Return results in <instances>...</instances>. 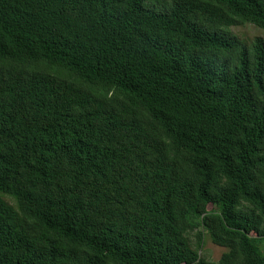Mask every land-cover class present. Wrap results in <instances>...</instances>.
Masks as SVG:
<instances>
[{
	"label": "trees",
	"instance_id": "obj_1",
	"mask_svg": "<svg viewBox=\"0 0 264 264\" xmlns=\"http://www.w3.org/2000/svg\"><path fill=\"white\" fill-rule=\"evenodd\" d=\"M245 24L264 0H0V264H264Z\"/></svg>",
	"mask_w": 264,
	"mask_h": 264
},
{
	"label": "rangeland",
	"instance_id": "obj_2",
	"mask_svg": "<svg viewBox=\"0 0 264 264\" xmlns=\"http://www.w3.org/2000/svg\"><path fill=\"white\" fill-rule=\"evenodd\" d=\"M232 30L242 40L247 41V43H251L256 37L264 39V29L254 24L234 26ZM194 241H196L195 238ZM226 250L225 247L215 244L209 236H206L205 243L200 253L209 260L217 261L222 257Z\"/></svg>",
	"mask_w": 264,
	"mask_h": 264
},
{
	"label": "bare ground",
	"instance_id": "obj_3",
	"mask_svg": "<svg viewBox=\"0 0 264 264\" xmlns=\"http://www.w3.org/2000/svg\"><path fill=\"white\" fill-rule=\"evenodd\" d=\"M83 6V5H82ZM214 6V5H213ZM213 8V7H212ZM82 9V8H81ZM57 10H59L60 11V9H57ZM212 10V9H211ZM52 11V10H51ZM77 11V10H76ZM218 12V11H217ZM214 13V12H213ZM63 14V13H62ZM59 15V14H58ZM225 15V14H224ZM13 17V16H12ZM81 18V17H80ZM223 18V17H222ZM242 18V17H241ZM4 19H5V17H4ZM9 19V18H8ZM82 19V18H81ZM85 19V18H84ZM12 20V19H11ZM87 20V19H86ZM241 20V19H240ZM13 21V20H12ZM92 21V20H91ZM223 22V21H222ZM27 23V22H26ZM83 24V23H82ZM98 24V23H97ZM221 24V23H220ZM24 25V24H23ZM79 26V25H78ZM210 26V25H209ZM81 27V26H80ZM219 27V26H218ZM224 31V30H223ZM96 32V31H95ZM94 32V33H95ZM212 32V31H211ZM95 36H96V34H95ZM50 37V36H49ZM98 37V36H97ZM88 38V37H87ZM49 43V42H48ZM50 44H51V42H50ZM96 44V43H95ZM57 46V45H56ZM212 46V45H211ZM252 46V45H251ZM94 47V46H93ZM205 47V46H204ZM218 47V46H217ZM60 48V47H59ZM232 50V49H231ZM250 50V49H249ZM64 51V50H63ZM250 52V51H249ZM49 53V52H48ZM228 54V53H227ZM45 55V54H44ZM72 56V55H71ZM61 57H62V55H61ZM64 58V57H63ZM240 58V57H239ZM247 58V57H246ZM73 59V58H72ZM87 60V59H86ZM233 60V59H232ZM80 61V60H79ZM57 66V65H56ZM55 66V67H56ZM75 66V65H74ZM86 67V66H85ZM40 68V67H39ZM70 69V68H69ZM71 71V70H70ZM92 71V70H91ZM95 71V70H94ZM88 74V73H87ZM51 76V75H50ZM93 78V77H92ZM89 80V79H88ZM90 85V84H89ZM79 88V87H78ZM100 89V88H99ZM69 90V89H68ZM185 91V90H184ZM193 92V91H192ZM187 94V93H186ZM86 95V94H85ZM189 97V96H188ZM78 100V99H77ZM54 101V100H53ZM57 103V102H56ZM214 104V103H213ZM143 105V104H142ZM217 105V104H216ZM146 106V105H145ZM200 106V105H199ZM220 107V106H219ZM55 108V107H54ZM185 109V108H184ZM190 109V108H189ZM186 110H187V108H186ZM74 111V110H73ZM146 111V110H145ZM65 112V111H64ZM75 112V111H74ZM210 112V111H209ZM140 113H141V111H140ZM145 113V112H144ZM185 113V112H184ZM189 113V112H188ZM205 113V112H204ZM186 114V113H185ZM54 115V114H53ZM84 115V114H83ZM146 115V114H145ZM191 115V114H190ZM57 116V115H56ZM205 117V116H204ZM208 117V116H207ZM192 118V117H191ZM140 123V122H139ZM129 125V124H128ZM183 125V124H182ZM189 125V124H188ZM192 126V125H191ZM135 127V126H134ZM183 131V130H182ZM182 133V132H181ZM134 134V133H133ZM193 136V135H192ZM141 139H142V137H141ZM93 141V140H92ZM95 141V140H94ZM98 143V142H97ZM134 143V142H133ZM188 146V145H187ZM195 146V145H194ZM197 146V145H196ZM195 150V149H194ZM98 153V152H97ZM196 153V152H195ZM51 154V153H50ZM69 155V154H68ZM91 155V154H90ZM62 158V157H61ZM179 158V157H178ZM60 160V159H59ZM59 160H58V162H59ZM140 160V159H139ZM101 162V161H100ZM62 163V162H61ZM188 163V162H187ZM80 164V163H79ZM211 164V163H210ZM75 165V164H74ZM88 165V164H87ZM145 166V165H144ZM71 167V166H70ZM83 168V167H82ZM185 168V167H184ZM74 170V169H73ZM199 170V169H198ZM181 171V170H180ZM92 172V171H91ZM96 176V175H95ZM178 177V176H177ZM81 180V179H80ZM79 181V180H78ZM220 181V180H219ZM205 184V183H204ZM218 184V183H217ZM97 190V189H96ZM222 190V189H221ZM177 193V192H176ZM185 194V193H184ZM212 196V195H211ZM199 202V201H198ZM185 203V202H184ZM229 203V202H228ZM233 209V208H232ZM182 210V209H181ZM201 211V210H200ZM185 213V212H184ZM182 230V229H181ZM179 234V233H178ZM194 234V233H193ZM202 236V235H201ZM177 240V239H176ZM256 241V240H255ZM260 244V243H259Z\"/></svg>",
	"mask_w": 264,
	"mask_h": 264
}]
</instances>
